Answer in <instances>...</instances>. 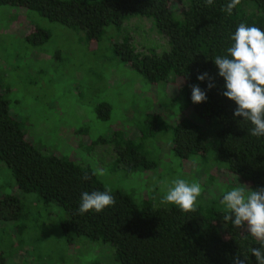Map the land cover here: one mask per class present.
I'll return each mask as SVG.
<instances>
[{"label": "trees", "instance_id": "obj_1", "mask_svg": "<svg viewBox=\"0 0 264 264\" xmlns=\"http://www.w3.org/2000/svg\"><path fill=\"white\" fill-rule=\"evenodd\" d=\"M227 3L229 0H214L209 7L204 0H0V6L27 8L50 22L82 32L89 41L99 40L107 27L123 33L126 22L133 18L151 20L167 39L164 50L157 52L153 47L140 51L128 34L114 43V50L150 83L176 85L175 101L181 99L192 114L171 123L161 113H149L138 129L139 136L172 131V150L182 159L195 154L206 157L211 147L207 140H216L218 156L227 167L224 169L255 190L264 187V137L251 136L252 125L234 117L237 105L222 95L225 81L218 76L213 58L226 54L233 43L230 37L241 22L264 30V0H241L231 15L222 10ZM50 36L47 29L36 26L26 39L34 44ZM202 73H208L215 87L208 89L207 79L197 80ZM192 85L206 91L205 102H192ZM110 109L108 103L97 105L102 119L109 117ZM117 143L114 151L118 162L154 166L146 156L136 159L139 149L134 140ZM0 161L25 194L0 198V220L20 217L23 198L35 194L41 201H56L64 208L66 217L60 227L69 243L81 237L109 243L119 264H233L238 253L241 258L243 254L249 257L248 264H258L249 249L260 245L243 230L225 223V210H219L215 203L206 210L198 207L191 214L171 204L137 203L127 193L105 187L90 167L35 146L10 111L1 84ZM94 190H110L115 205L101 213L80 215L81 194ZM0 258L4 260L2 254Z\"/></svg>", "mask_w": 264, "mask_h": 264}, {"label": "rangeland", "instance_id": "obj_2", "mask_svg": "<svg viewBox=\"0 0 264 264\" xmlns=\"http://www.w3.org/2000/svg\"><path fill=\"white\" fill-rule=\"evenodd\" d=\"M36 26L50 32L47 41L26 39ZM125 34L140 51L154 47L160 52L167 46L147 18L129 20L123 33L107 27L99 40L89 41L82 32L27 8L0 6V84L10 111L35 146L94 172L102 169L104 175L97 177L105 187L127 193L137 203L170 205L162 202L166 185L184 178L202 186L198 207L206 210L215 203L224 210L220 201L225 192L245 184L224 169L216 140H207L206 157L182 159L172 150V131L139 136L149 113L175 123L192 110L181 99L175 101L176 85L150 83L115 52L114 43ZM100 103L111 107L106 119L98 114ZM128 140L138 146L136 159L146 156L154 162L152 168L118 162L114 148ZM7 195L25 194L0 161V198ZM23 202L20 217L0 220V264H119L109 243L86 237L69 243L60 227L66 211L56 201L46 203L32 194Z\"/></svg>", "mask_w": 264, "mask_h": 264}, {"label": "clouds", "instance_id": "obj_3", "mask_svg": "<svg viewBox=\"0 0 264 264\" xmlns=\"http://www.w3.org/2000/svg\"><path fill=\"white\" fill-rule=\"evenodd\" d=\"M206 6H212L214 0H204ZM241 0H229L222 9L231 15ZM233 43L226 49L225 55H217L213 62L218 69V76L225 81L222 95L234 101L237 107L234 117H242L240 122L252 125L249 134L264 137V30L256 26H248L241 22L235 33L230 37ZM208 80V89L215 87L208 73L198 74L197 80ZM191 100L194 104L207 100L206 91L199 85L191 86ZM94 175H104L97 169ZM85 179L88 174L85 173ZM202 186L197 182H189L184 178L172 179L166 185L162 202L175 205L186 214L195 213L202 195ZM220 203L225 215L223 221L230 222L234 228L243 230L250 235L260 247H251V255L258 264H264V187L253 190L248 185L231 188L223 195ZM115 205V198L110 190L85 191L81 194L78 213H101ZM249 257L238 253L233 264H248Z\"/></svg>", "mask_w": 264, "mask_h": 264}]
</instances>
